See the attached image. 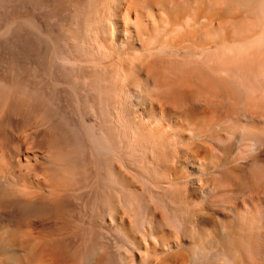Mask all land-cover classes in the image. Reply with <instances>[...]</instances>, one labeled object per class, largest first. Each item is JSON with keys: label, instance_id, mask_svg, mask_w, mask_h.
I'll list each match as a JSON object with an SVG mask.
<instances>
[{"label": "bare ground", "instance_id": "obj_1", "mask_svg": "<svg viewBox=\"0 0 264 264\" xmlns=\"http://www.w3.org/2000/svg\"><path fill=\"white\" fill-rule=\"evenodd\" d=\"M3 12L0 264H264V0Z\"/></svg>", "mask_w": 264, "mask_h": 264}, {"label": "rangeland", "instance_id": "obj_2", "mask_svg": "<svg viewBox=\"0 0 264 264\" xmlns=\"http://www.w3.org/2000/svg\"><path fill=\"white\" fill-rule=\"evenodd\" d=\"M12 4H14L15 5V3L14 2H12ZM6 13H4L3 12V14H1V16H4ZM22 14V13H21ZM18 15V17H19V14H17ZM219 15H222L223 16V14H222V12L219 14ZM6 16V15H5ZM0 17V20L1 21H3V19H7V20H5V22L4 23H6V22H12V21H15L16 19L15 18H9V16H8V18L7 17ZM11 16V15H10ZM21 16V15H20ZM22 16H24V13L22 14ZM221 17V16H220ZM14 19V20H13ZM12 20V21H11ZM1 23V22H0ZM11 57V55L9 54V53H5L2 49H0V63H2V64H4V65H7L8 64V62H10L9 63V65L10 64H20V66L19 65H16V70L17 71H15L16 72V74L17 75H21V76H19V79L20 80H22L23 79V73H24V64L23 63H16V61H14V62H12V61H10V58ZM6 62H7V64H6ZM1 71V73L3 72V74H4V72H5V74H6V70H2V69H0ZM0 73V74H1ZM2 75V74H1ZM0 75V77H2L3 79L6 77L5 75H2L1 76ZM3 76H5V77H3ZM50 141V142H49ZM52 142V143H51ZM55 143V140H54V138H51V139H48L47 140V142L45 143V145H44V147H45V149L49 146H52V144H54ZM48 147V148H49ZM0 173H9L8 171L10 170L4 163H1V161H0ZM27 178H23L22 180L20 179L19 180V182H16V183H13L12 184V188H14V189H18L19 191H21L22 190V192H27L28 190H32L33 188V191L35 190H41V188H43V186H42V183H43V180H42V178L40 179V177H38L39 178V181L38 180H36L37 179V177H33V176H26ZM28 177H30V178H28ZM31 177H33V178H31ZM36 178V179H35ZM119 180H118V182L120 183V181H122L120 178H118ZM38 182V183H37ZM24 183V184H23ZM36 183V184H35ZM39 184V189H37V185ZM24 185V186H23ZM30 185H31V187H32V189L30 188ZM23 186V187H22ZM27 186V187H26ZM30 188V189H29ZM83 190L82 189H79L78 191H77V193L79 192H82ZM10 194H13V193H11L10 192ZM109 195V193H107L106 194V196H108ZM114 197H116V199H118L117 197H118V195H115ZM114 197H111L110 199H111V201L114 199ZM113 198V199H112ZM88 200V197H85L84 198V202H86ZM92 200H94V197L92 198ZM114 201V200H113ZM112 205H114V202H112ZM113 207V206H112ZM114 207H116V205L114 206ZM116 210H118V208H116ZM119 211V212H118ZM116 213L118 214L117 216L119 217L120 216V211H122L121 209H119ZM125 215V214H124ZM124 215H122V219L125 221L126 220V218H128L126 215H125V217H124ZM124 217V218H123ZM32 220V219H31ZM31 220H30V222H29V219H26V220H24L23 221V223H24V225L26 226L25 227V231H30L31 229H32V227L30 228V226H33V225H35V221L34 220H32V221H34L33 223L31 222ZM112 223L113 221H111L109 218H108V226H110L109 228L111 229L112 227H118L119 228V225H118V223H112V226H111V223ZM30 223V226L28 227V224ZM114 225V226H113ZM26 228H27V230H26ZM30 228V229H29ZM112 229V231L113 230H115V231H118V229L117 228H115V229ZM127 229H128V227H126L125 228V230L127 231ZM129 229H131V231L133 230V228L131 227V228H129ZM125 230H123V231H125ZM122 230H120L119 231V233H121V234H123L122 232H121ZM120 234V235H121ZM128 249H130L129 247H128ZM125 252V251H124ZM129 252V253H128ZM128 252H126V254H125V256H124V261H123V263L125 264V263H127L128 262V264H142V256L140 255V254H138L137 253V251L134 249V247H133V249H132V251H130V250H128ZM62 254H63V252H62ZM131 257V258H129V257ZM139 256H140V259L141 260H139ZM137 257V258H136ZM78 258V259H77ZM77 258H76V260H75V262L73 263V264H81V262H80V258L77 256ZM64 263H66L65 261H66V259L64 260H62ZM126 261V262H125Z\"/></svg>", "mask_w": 264, "mask_h": 264}]
</instances>
